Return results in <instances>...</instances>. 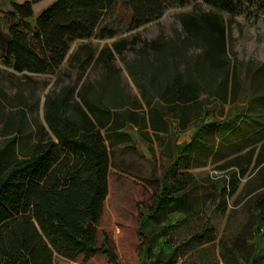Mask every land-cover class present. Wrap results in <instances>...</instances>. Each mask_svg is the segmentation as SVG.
I'll return each instance as SVG.
<instances>
[{
    "label": "trees",
    "instance_id": "trees-1",
    "mask_svg": "<svg viewBox=\"0 0 264 264\" xmlns=\"http://www.w3.org/2000/svg\"><path fill=\"white\" fill-rule=\"evenodd\" d=\"M41 0L11 2V13L20 21L33 16L32 5ZM212 10L193 16H180L183 37L175 38L172 46L183 57V71L172 67L164 73L158 66L145 69L147 81L142 84V98L147 107L138 100L130 103L119 101L118 88L107 87L105 78L82 85L73 98L74 86L67 85L53 91L45 100V121L54 137L40 132L32 142L20 146V156L13 155L10 163L0 171V264H54L55 255L69 260L79 256L95 255L97 228L109 192V148L130 140L128 129L140 130L146 147L153 151V138L159 133H169L172 120L180 129L193 119H208L198 126L189 141L177 142L169 135L167 164L159 192L149 208L148 219L152 222L146 235V252L158 263L169 262V253H151L153 242L168 235L172 224L167 217L172 212L188 215L201 208L208 197L220 200L237 190L239 177L250 165L254 148L243 154L245 143L264 139V113L256 112L260 102L264 104L262 91L254 94L246 107L241 105L242 83L239 67L227 58V28L220 15L242 13L245 5L264 7V0H202ZM116 0H55L42 9L31 28L32 34L12 24L4 47V63L16 72L54 74L67 56L70 44L76 40L89 39L100 23L111 14ZM131 10V28H138L159 19L171 5H183L185 0H125ZM111 29H100L101 37H112ZM197 43L200 53L193 57L183 51L189 43ZM110 48L104 49L98 60ZM257 72H248L247 84L252 89L264 83ZM161 76H163L161 78ZM214 76L222 80L214 82ZM257 76V77H256ZM139 85V84H137ZM259 88V87H258ZM264 92V91H263ZM208 94L219 103H230L223 119L214 117L206 100ZM201 101V103H199ZM243 106V107H242ZM23 112V111H22ZM245 116L251 121L242 128ZM10 133H5L8 135ZM221 145L228 146L221 153ZM17 142V135L10 137ZM3 151H0L2 153ZM205 158L217 160L233 156L221 168L233 170L237 175L229 179L207 176L199 180L191 172V160L199 153ZM264 161V142L261 143L254 166ZM205 165V163L201 164ZM198 166V165H195ZM203 188L207 194L201 195ZM264 192L254 208L264 230ZM213 231L206 217L203 228L190 240L198 244ZM115 264H120L109 249ZM223 264H262L254 258V250L243 236H236L230 243L221 242ZM264 258V257H263Z\"/></svg>",
    "mask_w": 264,
    "mask_h": 264
},
{
    "label": "rangeland",
    "instance_id": "rangeland-1",
    "mask_svg": "<svg viewBox=\"0 0 264 264\" xmlns=\"http://www.w3.org/2000/svg\"><path fill=\"white\" fill-rule=\"evenodd\" d=\"M11 1L23 0H0V151H3L0 153V171L9 165L13 155L20 156L21 145L34 141L40 132L54 137L45 121V100L47 95L64 86H74L73 98L78 100L76 92L82 85L105 78L107 87L118 88L120 102L138 100L146 113L147 107L142 98V84L146 83L148 77L145 69L156 65L162 70V75L172 67L183 71V57L172 46L175 38L183 37L180 16L184 13L198 16L212 10L202 0H185L183 5L169 6L159 19L132 29L130 8L125 0H116L110 16L100 23L91 38L70 44L67 56L54 74H35L16 72L7 66L4 63V47L12 24H17L31 37L36 15L55 0L34 3L33 16L26 21H20L11 13ZM219 13L227 28V58L232 62V70L235 64L239 67L243 85L240 103L246 107L247 99L251 104L249 100L254 94L259 91L264 93V83L252 89L247 84L248 72L259 74L255 81L264 80V7L246 4L244 11L237 15ZM101 28L111 29L114 35L101 37ZM198 46L192 42L186 44L183 51L185 48L188 55L195 57L200 53ZM106 48L112 50L113 58H108L106 53L98 60ZM214 77L215 83L222 80L220 76ZM200 99L209 102L207 106L213 109L217 119H223L230 109V103L221 104L208 94L202 93ZM255 111L264 113V104L259 102ZM262 119L264 122V114ZM207 121L199 116L180 129L177 121L172 120L170 132L159 133L157 139L147 129L153 138V151L146 147L140 130L135 127L128 129L130 140L109 148V192L97 228L98 252L90 258L79 256L75 260L55 255L54 264H115L109 254L103 252L104 249L111 250L120 264H158L146 252V235L152 226L148 219L149 208L161 188L168 161V137L172 135L178 143L189 141L197 127L205 125ZM249 121L250 116H245L242 128ZM14 132L17 135L15 143L10 140ZM217 138L218 150L226 152L228 146L219 144L221 140ZM263 142L264 139L254 144L261 146ZM245 145L241 154L253 144L247 142ZM228 161L227 158H205L202 152L191 160L190 168L182 172H191L200 181L207 176L227 175L231 179L237 176L233 170L221 168ZM203 163L205 165H201ZM206 191L201 188L199 193L205 195ZM263 192L264 162L247 168L239 177L237 190L233 194L220 200L208 197L201 208L188 215L170 213L167 223L172 226L168 229V235L153 242L151 253L174 250L170 261L161 264H223L221 242L230 243L236 236H243L253 248L254 258L264 264V230L260 229V218L254 210L256 205H260ZM261 208L264 210V202ZM206 217H209L213 231L205 236L202 244L196 240L186 242L203 228Z\"/></svg>",
    "mask_w": 264,
    "mask_h": 264
},
{
    "label": "crops",
    "instance_id": "crops-1",
    "mask_svg": "<svg viewBox=\"0 0 264 264\" xmlns=\"http://www.w3.org/2000/svg\"><path fill=\"white\" fill-rule=\"evenodd\" d=\"M24 1V0H23ZM23 1H20V2H23ZM11 2H17V1H11ZM20 2H17V3H20ZM32 9H33V6H32ZM33 13H34V11H33ZM37 16V15H36ZM36 18V17H35ZM217 138V137H216ZM217 139H219V140H221L220 142H222V138H220V137H218ZM250 148H254V153H253V156H252V158H251V162H250V165H249V167H248V169L250 168V166L252 167V166H254V164H255V160H256V157H257V155H258V153L260 152V145H255V144H253V145H251V147ZM249 148V149H250ZM248 149H246V151H247ZM232 157H228L227 158V160H230ZM222 160V159H221ZM264 162V161H263ZM262 162V163H263ZM261 163V164H262ZM225 170V169H224Z\"/></svg>",
    "mask_w": 264,
    "mask_h": 264
}]
</instances>
